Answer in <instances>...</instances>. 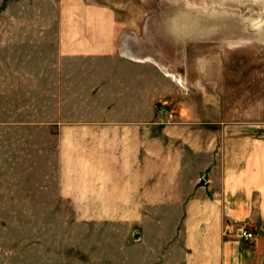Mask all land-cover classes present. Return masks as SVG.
Instances as JSON below:
<instances>
[{
    "label": "crops",
    "instance_id": "obj_1",
    "mask_svg": "<svg viewBox=\"0 0 264 264\" xmlns=\"http://www.w3.org/2000/svg\"><path fill=\"white\" fill-rule=\"evenodd\" d=\"M60 9L43 62L50 80L42 62L25 61L0 95H43L44 84L48 95H83L82 117L66 125L82 195L107 196L116 212L163 213L137 264H264V123H220L218 62L172 66L171 39L187 33L166 13ZM242 223L252 238L232 231Z\"/></svg>",
    "mask_w": 264,
    "mask_h": 264
},
{
    "label": "rangeland",
    "instance_id": "obj_2",
    "mask_svg": "<svg viewBox=\"0 0 264 264\" xmlns=\"http://www.w3.org/2000/svg\"><path fill=\"white\" fill-rule=\"evenodd\" d=\"M77 1L166 13L187 33L171 39L172 66L218 62L220 123H264V0H0V94L5 80L17 86L21 63L52 59L58 11ZM42 70L49 81L50 68ZM43 88L0 95V264H137L163 213L116 212L105 209L107 196L82 195L86 182L66 162V125L82 117L83 95Z\"/></svg>",
    "mask_w": 264,
    "mask_h": 264
},
{
    "label": "built area",
    "instance_id": "obj_3",
    "mask_svg": "<svg viewBox=\"0 0 264 264\" xmlns=\"http://www.w3.org/2000/svg\"><path fill=\"white\" fill-rule=\"evenodd\" d=\"M158 111L160 112H165L167 113L168 110L163 106V105H159L158 106ZM224 232L228 231V228H224ZM232 231H234L238 236L243 237V238H252L253 237V232L244 224H237L234 229H232Z\"/></svg>",
    "mask_w": 264,
    "mask_h": 264
}]
</instances>
